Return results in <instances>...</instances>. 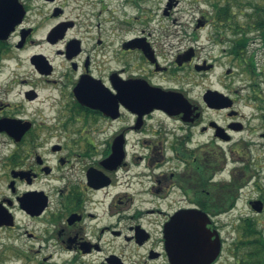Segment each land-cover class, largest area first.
I'll list each match as a JSON object with an SVG mask.
<instances>
[{"label": "flooded vegetation", "instance_id": "flooded-vegetation-1", "mask_svg": "<svg viewBox=\"0 0 264 264\" xmlns=\"http://www.w3.org/2000/svg\"><path fill=\"white\" fill-rule=\"evenodd\" d=\"M38 1L51 6L55 23L47 31L27 0L0 1V231L11 240L9 257L22 264H171L164 226L180 211L198 210L211 219V238L220 239L215 264L224 246L215 143L230 144L244 130L239 112L208 108V89L193 102L182 89L155 85L151 45L135 36L109 49L101 21L93 26L102 14L93 0ZM78 26L86 29L74 32ZM126 53H138L136 65L152 70L110 67L111 57L124 62ZM155 88L180 93L188 111L156 109ZM203 109L225 111L230 122H205ZM155 114L173 127L155 129ZM207 132L215 142L196 143L195 134ZM155 214L163 215L159 242ZM241 238L237 227L231 263L264 264V256L244 254Z\"/></svg>", "mask_w": 264, "mask_h": 264}, {"label": "rangeland", "instance_id": "rangeland-1", "mask_svg": "<svg viewBox=\"0 0 264 264\" xmlns=\"http://www.w3.org/2000/svg\"><path fill=\"white\" fill-rule=\"evenodd\" d=\"M213 1L216 0H102L101 3L100 0H93L95 13L102 10L101 17L93 19V26L101 21L102 30L106 33L104 40L109 45V49L114 46L117 48L120 42L135 36L145 38L155 54V76L152 78L155 85L182 89L193 102L198 101L205 89L218 91L235 100L233 109L239 112L240 117L237 121L243 125L244 130L235 133L230 144L218 141L215 143L219 146L216 153L219 179L228 183L238 178L244 184L233 210L216 219L221 228L224 246L215 264H232L231 247L236 239L240 219L248 217L253 219L264 236V208L261 213H257L248 204L249 201L257 199L264 203L261 199L264 197V137L261 136L264 134V118H261L257 108L262 105L264 109V77L260 76L257 79L260 82V94L258 101H252L249 84L253 78L238 70L237 63L228 56L231 33L222 30L220 23H217L212 8ZM217 1L224 3L233 0ZM241 1L245 2V0ZM27 2L37 14V18L42 21L41 31H47L55 23V20L48 16L51 6L42 5L38 0H27ZM168 4L171 7H168ZM71 7L76 6L73 4ZM69 8L70 6L67 7ZM83 8L87 11L91 6ZM233 11L238 18L243 17L238 8H234ZM76 13L70 12L67 15L73 18L76 17ZM85 29L84 26H78L74 32H83ZM253 52L260 71L264 58L257 42H252L249 46L248 54ZM184 54L185 57L190 55L189 60L177 64V57ZM138 57H140L138 53L132 55L126 53V63L125 60L114 62L111 57L110 67H121L125 64L124 68L129 72L140 70L145 73L152 70V67L150 68L145 62L137 66ZM202 64H210L212 67L206 71L194 70L195 65ZM203 112L205 122L213 120L223 128L231 119L225 111L211 112L203 109ZM154 118L155 129L163 127L168 130L174 125V122L162 120L157 114ZM194 132L198 133L199 129H195ZM194 140L196 143L215 142L210 132L201 133V136L195 134ZM239 142L246 145H239ZM157 204L161 210L166 209V204ZM161 219L163 215L155 214L156 242L161 240ZM10 243L7 233L0 231L2 256L0 264H22V261H16L11 255L9 257L10 252L6 247ZM20 246V241L15 243L17 249H20ZM155 264L164 263L158 261Z\"/></svg>", "mask_w": 264, "mask_h": 264}, {"label": "trees", "instance_id": "trees-1", "mask_svg": "<svg viewBox=\"0 0 264 264\" xmlns=\"http://www.w3.org/2000/svg\"><path fill=\"white\" fill-rule=\"evenodd\" d=\"M212 8L216 21L220 23L222 30L231 33L227 54L237 63L238 70L253 78L249 84L250 96L252 101H258L260 82L257 79L260 76L264 77V64L261 65L259 71L255 61V53L248 54V51L250 44L257 42L264 58V0H245V2L233 0L224 3L216 0L213 1ZM234 8L241 11L242 18L235 15ZM261 106L257 108L261 118H264V109ZM243 186L244 184L238 178H234L232 182L223 183L221 214H225L234 208L239 191ZM262 198L264 199V197ZM238 227L242 236L241 246L244 247V254L264 256V236L258 229L257 223L249 217L242 218Z\"/></svg>", "mask_w": 264, "mask_h": 264}, {"label": "water", "instance_id": "water-1", "mask_svg": "<svg viewBox=\"0 0 264 264\" xmlns=\"http://www.w3.org/2000/svg\"><path fill=\"white\" fill-rule=\"evenodd\" d=\"M211 67L212 65H207L195 68L209 70ZM203 99L211 109L232 106V100L217 91L208 90ZM176 106H181L185 111L189 109V104L180 93L155 88L156 109L172 113ZM250 206L257 213L263 210V203L259 200L250 202ZM209 223V216L198 210H183L170 218L163 233L165 250L171 264H211L215 261L220 253L221 243L217 234L214 239L211 238L213 234L207 227Z\"/></svg>", "mask_w": 264, "mask_h": 264}]
</instances>
